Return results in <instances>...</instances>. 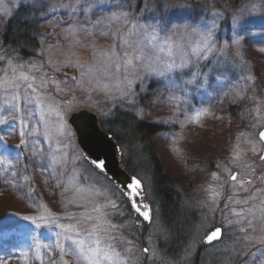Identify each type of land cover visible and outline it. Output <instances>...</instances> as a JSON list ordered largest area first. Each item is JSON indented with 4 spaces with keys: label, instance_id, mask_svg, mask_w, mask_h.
Segmentation results:
<instances>
[{
    "label": "rangeland",
    "instance_id": "rangeland-1",
    "mask_svg": "<svg viewBox=\"0 0 264 264\" xmlns=\"http://www.w3.org/2000/svg\"><path fill=\"white\" fill-rule=\"evenodd\" d=\"M11 20L32 26V58L3 47ZM115 109L167 126L152 148L198 217L170 264H196L201 247L197 264H264V0H0V162L13 174L0 264L166 262L160 221L141 249L146 223L121 216L123 193L69 124ZM216 226L224 239L206 246Z\"/></svg>",
    "mask_w": 264,
    "mask_h": 264
},
{
    "label": "trees",
    "instance_id": "trees-1",
    "mask_svg": "<svg viewBox=\"0 0 264 264\" xmlns=\"http://www.w3.org/2000/svg\"><path fill=\"white\" fill-rule=\"evenodd\" d=\"M191 8L195 9L196 18L200 19L201 15L198 13L197 8ZM7 29V34L3 37V47L11 49L10 51L13 50L19 59L32 58L36 54V52L30 50L35 48L34 44H36L29 34L33 29L32 26L17 21L13 23V20H11ZM100 123L103 130L107 134H111L117 144H119L121 149L120 160L123 166L131 175L139 177L146 184L148 202L154 210L153 219L160 221V227L164 230L162 237H168L169 241V243L161 242L159 244V250L164 255L162 259L166 261L160 264H170L169 259H171V256L179 259L189 245L192 231L194 230L193 227L198 223V217L196 211L184 205L183 198L179 192V185H177L175 179L165 174L158 156L152 148L153 139L157 135L166 132L167 126L155 121H148L125 109H115L113 117L109 120L100 116ZM8 157L11 158L10 155ZM24 165L27 167L29 164L24 162ZM6 166V161L0 162V183L2 189H11L13 187V182L11 181L13 174ZM122 204L126 205L130 214H135L127 199ZM136 218L138 217L136 216ZM143 231L144 236L138 244L141 249H146L148 241H145V239L147 240L151 233L148 230V225ZM17 243L13 246L9 245L10 248L16 250ZM201 252L202 247L194 258L196 264L199 262L198 257ZM17 256H19V253Z\"/></svg>",
    "mask_w": 264,
    "mask_h": 264
},
{
    "label": "water",
    "instance_id": "water-1",
    "mask_svg": "<svg viewBox=\"0 0 264 264\" xmlns=\"http://www.w3.org/2000/svg\"><path fill=\"white\" fill-rule=\"evenodd\" d=\"M78 145L92 165L111 177L119 188L132 200V207L144 220L150 221L152 208L147 202L145 187L136 177L130 175L120 161V148L112 135L107 134L99 123V117L89 110L74 113L69 119ZM259 138L264 143V129ZM264 158V152L262 159ZM223 229L217 228L207 235L206 245L222 241Z\"/></svg>",
    "mask_w": 264,
    "mask_h": 264
}]
</instances>
